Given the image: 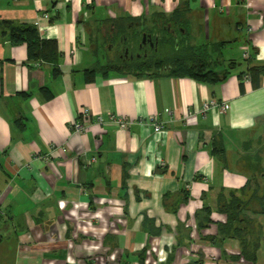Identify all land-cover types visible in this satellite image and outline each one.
Listing matches in <instances>:
<instances>
[{
    "label": "crops",
    "instance_id": "0c3cea01",
    "mask_svg": "<svg viewBox=\"0 0 264 264\" xmlns=\"http://www.w3.org/2000/svg\"><path fill=\"white\" fill-rule=\"evenodd\" d=\"M178 12L192 44H224L214 59L226 79L89 80L97 27ZM2 21L55 41L59 62L30 61L0 29V264H233L240 246L220 237L222 204L264 191V0H0ZM235 43L242 55L226 58ZM249 67L259 75L242 80ZM212 100L229 110L202 117ZM109 115L166 129L96 123ZM252 217L264 264V216Z\"/></svg>",
    "mask_w": 264,
    "mask_h": 264
},
{
    "label": "trees",
    "instance_id": "16d2710c",
    "mask_svg": "<svg viewBox=\"0 0 264 264\" xmlns=\"http://www.w3.org/2000/svg\"><path fill=\"white\" fill-rule=\"evenodd\" d=\"M178 13L172 18H167L164 14L157 13L153 16L152 35H157L158 39L154 49H149L145 55V50L139 48L141 44V33H136L132 37H127L126 31L122 24L126 20L115 22L114 33L112 34L114 45H117L115 54H124V49L128 45L130 53L141 54L142 58L136 60L130 66L122 64L107 63L100 69L87 71L89 80L96 74L104 76L110 73H119L134 77H189L201 83H218L227 78L219 74L216 70L220 61L214 59V55L224 49L222 45H204L199 46L192 44L188 38V23ZM2 34L7 36L13 45L26 44L28 46L29 60L50 62L57 64L59 62V51L55 41L43 40L36 28L27 25L17 26L10 21L0 22ZM179 29L181 35L176 36V30ZM176 31V32H175ZM126 38V42L121 43ZM119 59V58H118ZM251 62V57L245 59ZM258 68H250L241 79L245 77L254 78L259 75ZM241 80V81H242ZM250 188V187H249ZM248 188V189H249ZM244 190L241 194L246 195ZM260 190V189H259ZM222 204V214L226 215L227 221L220 225V237L225 243L228 240L238 241L240 253L237 255H228V260L236 264L244 260L250 264H256L257 255L261 245V226L257 219L252 216H264V191L258 195L254 193L252 197L246 199L244 196L236 193L227 196ZM203 226L210 224V210L206 209ZM214 242V238L208 239Z\"/></svg>",
    "mask_w": 264,
    "mask_h": 264
},
{
    "label": "rangeland",
    "instance_id": "374dc122",
    "mask_svg": "<svg viewBox=\"0 0 264 264\" xmlns=\"http://www.w3.org/2000/svg\"><path fill=\"white\" fill-rule=\"evenodd\" d=\"M182 18V17H181ZM152 19L150 20H144V19H139V20H127L126 22H124L122 24V26L124 27V30L126 31V34H127V37H132L134 36V34L136 33H143V37L147 36L148 34H152L151 30H152V22H151ZM114 25H116L115 23L112 24H105V27L101 28V27H97V29L94 31L93 33V37H94V40L96 42V47L98 49V52H100L101 54V59L99 61V63L97 64V66L95 67V69H100L101 66H105L106 65V56L107 54H110L108 52V49L111 48V46L113 47L111 53L115 52L117 50V45H114L115 43L114 42H110L109 43V46L107 45V42L105 40V37L109 35V33L111 32V28L112 27H115ZM177 31V32H176ZM175 32L176 36L177 35H181L179 29H177ZM228 38H231L232 36H236V31H231L229 34H228ZM225 57L226 58H229V57H234V58H238L239 56L242 55L241 53V44L239 45L238 44H232L230 46H228L225 50ZM214 58H215V55H214ZM251 190H249L251 192L250 197H252L254 195V193L260 195L263 193V189L259 190V186L257 187L256 185L252 186L250 188ZM230 198H226V200H229ZM225 202V201H224ZM257 219V218H256Z\"/></svg>",
    "mask_w": 264,
    "mask_h": 264
},
{
    "label": "built area",
    "instance_id": "2783aa9c",
    "mask_svg": "<svg viewBox=\"0 0 264 264\" xmlns=\"http://www.w3.org/2000/svg\"><path fill=\"white\" fill-rule=\"evenodd\" d=\"M250 57H251L250 53L245 52L244 58L249 59ZM215 109H218L223 113H226L229 110V104L227 102H219L216 100H212V101L204 104V106H203L202 110L199 112V114L205 118L211 111H213ZM83 115H84V118H86V120L90 119L91 118L90 109H85L83 112ZM96 123L99 125H108V124L113 125V126H116L122 130H128L134 125H142V126L152 127L155 130V132H157V133L162 132L166 129V123L165 122L162 123V122L158 121L157 117H155V116H152V117L147 118V119H139L137 121L125 119V118H120L119 116H116V115H109L107 118H105L103 116H98L96 118ZM84 127L85 126L82 124H76L75 130L80 132V131L84 130ZM63 151H66V149Z\"/></svg>",
    "mask_w": 264,
    "mask_h": 264
},
{
    "label": "flooded vegetation",
    "instance_id": "af4514ba",
    "mask_svg": "<svg viewBox=\"0 0 264 264\" xmlns=\"http://www.w3.org/2000/svg\"><path fill=\"white\" fill-rule=\"evenodd\" d=\"M114 33V28L111 29V32L108 36L105 37V40L107 41V45L109 46V43L113 40L112 34ZM158 39L157 35L148 34L147 36L143 37V33L141 34V44H139V48L145 50V55L148 54L149 49H154L156 45V41ZM126 38L123 39L121 42L122 44L126 42ZM126 48L124 49V54L119 55V57L115 54V52L111 53L113 47L111 46L110 49H108V52L110 54H107L106 56V64L107 63H116V64H122L124 66H130L135 63L136 60H140L142 58L141 54H131L130 53V47L128 45H124ZM119 58V59H118Z\"/></svg>",
    "mask_w": 264,
    "mask_h": 264
}]
</instances>
